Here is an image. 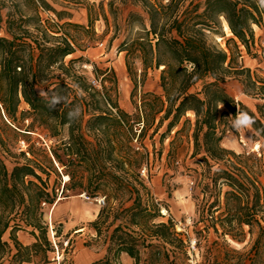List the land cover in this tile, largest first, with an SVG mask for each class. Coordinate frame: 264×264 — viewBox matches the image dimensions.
I'll return each instance as SVG.
<instances>
[{"label":"trees","instance_id":"obj_1","mask_svg":"<svg viewBox=\"0 0 264 264\" xmlns=\"http://www.w3.org/2000/svg\"><path fill=\"white\" fill-rule=\"evenodd\" d=\"M115 1L122 7L142 11V14L134 11L129 14L126 25L132 31L136 28L137 33L120 45V52L126 54L129 78L135 84L132 103L136 105L135 90L140 84L143 86L149 70L162 69L163 95L145 93L140 108L142 116L133 119L119 104H113L108 92L104 94L83 83L84 77L74 75L71 86L55 76L58 69L70 77L71 69L66 67L65 60L76 53L79 45L66 28L95 34L92 8L88 13V28L67 23L63 26L66 34H62L60 26L43 25L38 15L39 7L48 8L61 20L62 14L53 10L46 0H27L35 16L20 13L14 0H0V35L5 34L0 36V116L10 123H21L28 133H46L52 139L60 138L67 129L68 140H62L61 146L51 149L50 156H44L51 173L69 176L70 184H65L62 195L68 191L98 195L108 190L120 200L128 196L126 202L133 201L131 207L114 213L102 211L93 224L100 238L106 227V240L110 241L108 256L93 264H121V254L141 264L143 251H149L145 264H189V246L175 224L172 221L153 224L154 219L161 217L160 209L144 196L146 185L135 173L143 161L132 143L136 125L142 126L141 135H144L157 117L163 115L160 125L169 121L167 132L161 137L164 140L189 113L193 114L194 156L203 154L204 165L200 174L203 198H197V215L198 224L205 228L197 232L201 237L197 238L198 248L211 230L226 245L228 239L238 244L249 239L248 252L233 250L235 257L221 261L215 256H204L202 264H264L261 181L264 159L223 147L228 122L224 121L227 114L220 113L225 108L236 118L238 112H247L254 119L253 130L264 140V105L258 106V116L237 102L225 87L230 79L245 76L246 87L256 88L250 70L237 67V57L241 54L238 43L248 54L251 52L255 44L254 27L261 28L264 24V3L261 0ZM115 1L110 2V10L116 20ZM6 8L8 12L4 16L2 12ZM104 19L108 22L106 16ZM224 21L233 36L227 40V50L216 42L217 38H225ZM137 64L141 65L140 70ZM139 72L142 79L138 82ZM55 79L58 82L54 83ZM45 83L50 85L46 94L40 95L37 88ZM199 84L201 90L193 92ZM22 104L29 110L21 111ZM187 123L190 120L184 124ZM0 144L4 142L0 140ZM1 156L0 151V264L43 260L47 253L54 252L43 222L44 206L56 205L59 198L57 190L50 191L43 178L49 180L51 174L32 159L10 172ZM55 165L64 170L59 174ZM117 221L121 223L109 233ZM130 227L139 229L138 238L127 232ZM27 229H31L30 234L36 240L30 246L18 238ZM7 234L9 241L5 240Z\"/></svg>","mask_w":264,"mask_h":264},{"label":"rangeland","instance_id":"obj_2","mask_svg":"<svg viewBox=\"0 0 264 264\" xmlns=\"http://www.w3.org/2000/svg\"><path fill=\"white\" fill-rule=\"evenodd\" d=\"M14 1L19 5L17 10L20 13L25 16H35L32 6H27V0ZM111 1L115 0H46L53 10L62 14L61 20L48 8L39 7L38 15L43 25L51 23L56 28L60 26L62 28L61 33L66 34L63 26L67 23L88 28V13L92 8L95 34L93 31L82 34L78 29L66 28L77 39L79 45H77L76 53L65 60L66 67L71 69L70 77L65 76L58 69H55V76L71 86L74 85V75L84 77L83 83L86 82V85L96 87L98 91L104 94L108 92L113 98V104H119L122 110L135 119L137 116H142L140 108L145 93L163 95L161 88L162 69L148 71L143 86L140 84L135 90L134 102L136 105H134L131 97L135 84L129 78L125 64L126 54L120 52V45L127 37L133 38L137 33L136 28L132 31L126 25L129 14L132 11L142 14V11L139 8L122 7L118 1H115L114 7L118 11L115 20L110 10ZM168 1L166 0V3ZM205 1L200 0L202 3ZM7 12L8 8L4 9L2 13L5 16ZM105 16L108 22L104 19ZM224 26L225 38H217L216 42L222 49L227 50V40L232 39L233 36L226 30V22ZM254 32L255 44L251 47L249 54L238 43L241 54L237 57V67L250 70L253 81L256 82V88L255 86L246 87L244 84L245 76L230 79L225 87L235 99L242 93L243 101L237 102L243 103L250 111L258 115V106L264 105L262 99L264 84L260 83L264 81V24L261 28L254 27ZM0 36H5V34L2 33ZM71 62L74 63L71 64ZM137 67L139 70L142 68L140 64H137ZM139 75L138 82L142 79L140 72ZM53 82H58V80L55 79ZM49 85L50 83H45L38 86V93L45 95ZM200 90L201 84L193 89V92ZM20 110L26 111L29 110V107L22 104ZM116 112L117 110L114 109L113 113ZM220 113L227 114L224 121L228 122L223 147L237 154H255L264 159V140L253 130L252 126L237 130L232 126V121L235 119L232 114L225 108H221ZM162 116L157 117L154 126L144 135H141L142 126L136 125V136L132 143L134 150L140 154L139 157L143 161L142 166L135 173L139 174L146 185L147 191H144V196L150 202L153 201L158 205L160 209L161 217L154 219L153 224L169 221L175 224L177 232L185 238L189 246L191 258L189 264H202L205 261L204 256L209 258L215 256L220 261L225 257H235L233 250L248 252L249 239L244 244H238L228 239L229 245H226L221 238L214 234L213 230L210 231L207 239L206 237L202 238L198 248L197 238L200 239L201 237L197 232L205 228L203 224H198L199 217L197 215L199 203L197 198L200 200L203 198L200 174L204 170V165L201 162L203 154L194 156L195 116L189 113L164 140L161 137L166 134L169 121L160 125ZM88 119L86 118V120ZM187 119L190 120V123L184 124ZM25 124L28 126L29 123L26 122ZM25 130L24 125L12 121L10 123L1 114L0 140L4 144H0V151L4 163L10 172L17 165H25L27 159H32L43 165L51 174L49 180L46 176L43 178L48 182L49 190L55 188L59 197L56 205L44 206L43 222L48 228V235L54 252L47 253L45 259H37L31 264H93L104 260L108 256V248L110 247V241L108 238L106 240L108 231L104 227L103 236L100 238L94 230L93 224L102 211L114 213L123 208L131 207L133 201L126 202L128 196L120 200L108 190L98 195L79 191H68L62 195L65 184L67 186L70 184V179L65 181L64 178L69 176L60 175L59 177L51 173L49 163L44 156L48 154L50 156L52 148L61 146L62 140H68L67 129L58 139L49 138L46 133H28ZM178 131L181 133L177 136L176 132ZM137 138L138 141L135 142ZM88 139L93 141L91 138ZM60 152L63 153L62 150ZM55 166L59 174L64 170L60 168V171L58 165ZM144 167H147L146 176L141 175ZM126 168L129 169V167ZM261 181L264 185V175ZM100 199L106 200V207L101 208L99 206L98 200ZM112 220L113 217L109 219L108 226ZM120 223L117 221L109 233ZM30 232L31 229H27L18 234L20 242L25 246H30L36 242ZM127 232L134 238H138L139 229L130 227ZM206 235L204 233V236ZM5 240L9 241V234L5 236ZM148 254L149 251L142 252L141 264H145L144 260ZM122 255L119 257V262L126 264L121 259Z\"/></svg>","mask_w":264,"mask_h":264},{"label":"clouds","instance_id":"obj_3","mask_svg":"<svg viewBox=\"0 0 264 264\" xmlns=\"http://www.w3.org/2000/svg\"><path fill=\"white\" fill-rule=\"evenodd\" d=\"M261 3H264V0H261ZM254 123V119L247 112H238L236 118L232 121V126L237 130L242 129L243 127H251Z\"/></svg>","mask_w":264,"mask_h":264},{"label":"crops","instance_id":"obj_4","mask_svg":"<svg viewBox=\"0 0 264 264\" xmlns=\"http://www.w3.org/2000/svg\"><path fill=\"white\" fill-rule=\"evenodd\" d=\"M243 94L241 93L239 96H236L237 101H243L242 98ZM122 261H124L126 264H134V260L131 259L127 254L122 255Z\"/></svg>","mask_w":264,"mask_h":264},{"label":"built area","instance_id":"obj_5","mask_svg":"<svg viewBox=\"0 0 264 264\" xmlns=\"http://www.w3.org/2000/svg\"><path fill=\"white\" fill-rule=\"evenodd\" d=\"M137 141H138V138L135 140V142H137ZM146 173H147V167H144L142 172H141V175L142 176H146ZM64 179L66 181V178H64ZM98 204H99V206L101 208H104V207H106V200L105 199H100V200H98Z\"/></svg>","mask_w":264,"mask_h":264},{"label":"bare ground","instance_id":"obj_6","mask_svg":"<svg viewBox=\"0 0 264 264\" xmlns=\"http://www.w3.org/2000/svg\"><path fill=\"white\" fill-rule=\"evenodd\" d=\"M226 30L232 35V33H231V30H230V28H229V26H228V24L226 23ZM69 180V177H66V181H68ZM83 231V230H82ZM81 231V232H82ZM80 260V259H79Z\"/></svg>","mask_w":264,"mask_h":264}]
</instances>
